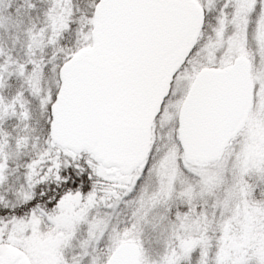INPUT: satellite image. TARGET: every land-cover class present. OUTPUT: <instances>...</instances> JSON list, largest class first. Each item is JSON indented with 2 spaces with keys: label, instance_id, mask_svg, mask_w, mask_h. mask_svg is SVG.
Instances as JSON below:
<instances>
[{
  "label": "snow or ice",
  "instance_id": "snow-or-ice-1",
  "mask_svg": "<svg viewBox=\"0 0 264 264\" xmlns=\"http://www.w3.org/2000/svg\"><path fill=\"white\" fill-rule=\"evenodd\" d=\"M0 264H264V0H0Z\"/></svg>",
  "mask_w": 264,
  "mask_h": 264
}]
</instances>
